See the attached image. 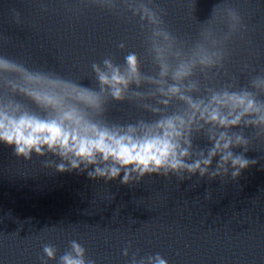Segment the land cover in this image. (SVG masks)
I'll list each match as a JSON object with an SVG mask.
<instances>
[{"label": "water", "instance_id": "obj_1", "mask_svg": "<svg viewBox=\"0 0 264 264\" xmlns=\"http://www.w3.org/2000/svg\"><path fill=\"white\" fill-rule=\"evenodd\" d=\"M189 2L155 0L181 39L195 38L198 22L210 19L222 0H194L192 17ZM230 3L247 30L230 42L225 70L243 84L264 71V0ZM80 7L79 0H0V55L88 84L93 62L113 55L123 63L127 51L143 54L135 21L96 8L77 12ZM120 42L125 52L118 49ZM110 115L134 120L142 113L122 104L113 105ZM254 148L246 155L257 163L236 182L152 176L126 186L91 180L86 173L57 174L41 167L42 158L17 160L0 144V264H41L44 244L58 250L47 264H58L70 240L95 264H130L137 250L142 256L159 253L167 264H264V144Z\"/></svg>", "mask_w": 264, "mask_h": 264}, {"label": "clouds", "instance_id": "obj_2", "mask_svg": "<svg viewBox=\"0 0 264 264\" xmlns=\"http://www.w3.org/2000/svg\"><path fill=\"white\" fill-rule=\"evenodd\" d=\"M79 3L77 12L96 8L135 21L143 35V54L127 51L123 63L113 55L93 62L88 84L0 55V144L11 148L17 160L30 162L35 155L45 170L86 173L91 180H119L126 186L152 176L236 182L257 163L246 154L264 144V71L241 84L225 70L230 42L247 30L230 0L214 6L211 18L198 22L195 38L188 39L168 28L167 11L155 0ZM194 7L190 0V17ZM15 16L19 23V13ZM117 47L125 52L127 46L120 42ZM222 76L225 81L216 86ZM122 104L142 115L112 118V106ZM42 247L47 259L41 257V264L57 258L54 245ZM130 247L124 249L125 257ZM58 264L95 260L70 240ZM130 264L167 260L137 250Z\"/></svg>", "mask_w": 264, "mask_h": 264}]
</instances>
